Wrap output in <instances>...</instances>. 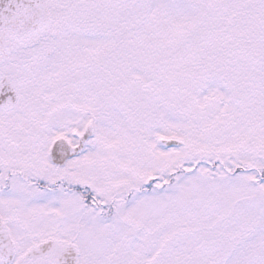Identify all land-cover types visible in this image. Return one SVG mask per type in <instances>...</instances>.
I'll list each match as a JSON object with an SVG mask.
<instances>
[{
  "label": "snow or ice",
  "instance_id": "snow-or-ice-1",
  "mask_svg": "<svg viewBox=\"0 0 264 264\" xmlns=\"http://www.w3.org/2000/svg\"><path fill=\"white\" fill-rule=\"evenodd\" d=\"M0 264H264V0H0Z\"/></svg>",
  "mask_w": 264,
  "mask_h": 264
}]
</instances>
